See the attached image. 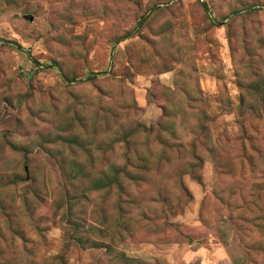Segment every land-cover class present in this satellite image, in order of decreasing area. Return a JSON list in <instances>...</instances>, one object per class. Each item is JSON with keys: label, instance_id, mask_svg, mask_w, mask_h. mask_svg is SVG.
Instances as JSON below:
<instances>
[{"label": "rangeland", "instance_id": "rangeland-1", "mask_svg": "<svg viewBox=\"0 0 264 264\" xmlns=\"http://www.w3.org/2000/svg\"><path fill=\"white\" fill-rule=\"evenodd\" d=\"M263 90L264 0H0V264H264Z\"/></svg>", "mask_w": 264, "mask_h": 264}, {"label": "trees", "instance_id": "trees-1", "mask_svg": "<svg viewBox=\"0 0 264 264\" xmlns=\"http://www.w3.org/2000/svg\"><path fill=\"white\" fill-rule=\"evenodd\" d=\"M140 21H142V18H141ZM130 32H132V31L126 32L123 35V37L125 38L128 34H130ZM17 47L19 49H21L20 46H17ZM33 62H35V64H37L41 68L58 67L57 64L54 63V62L42 64L38 60H36L34 58H33ZM96 75H98V72H91V73L88 74V77L89 78H93ZM63 77L67 81H69L66 76H63ZM258 96H264V90L260 94H258L256 97L251 98L248 102H242V103H239L237 106L233 107V110L236 112V114L241 113L240 115H238V117L240 119H242L244 122H247V120L249 119V117L251 115V113L247 109L252 110L253 108H255V109L257 108V110H262L264 108L263 99L258 98ZM244 108H247V109H244ZM160 125L161 124L159 123V124L156 125V128H153V127L148 128V130L146 129V132L148 134L149 133H152V132H157L158 133V137L161 134V132H163V131H168L171 134H174L173 129L171 127H164V126L161 127ZM141 127L142 128H145L144 126H141ZM159 139L161 140V142L163 144L162 146H160V149L161 148H164V147L170 146V144H168V140H162V138H159ZM197 140H198V138L194 135L192 137V142H196ZM193 147H194V149L193 150H190V155L192 156L193 159L198 160V154L196 152L195 146H193ZM184 151H185V149L183 147L181 149V151H180L179 154H182ZM137 153L142 154V151L137 150ZM185 164L188 165V166H185V167L187 169H189L190 172H194L195 171L194 164H191L189 162H186ZM141 177L142 176L140 174H137V173L134 175L135 181L140 180ZM15 180H18V178L15 177ZM64 180L67 181V178H64ZM76 180H77V178H72L71 181H76ZM124 180L125 179L123 178V176L119 172H117L115 175H113L112 177L109 176L105 180L104 179H94V182L95 183H98L97 184V187H96V190L101 189V188H104L108 192H115L116 193V196H118V194L120 192L121 193H124V191H125V187L122 185V182ZM32 182H33V179L30 178L29 184L31 183V185H32ZM74 189L76 191H78L79 196L84 197V195H86L83 192L81 193L76 188H71V192H69L68 190L67 191L65 190V194L68 196L69 200L67 202L68 205H66V208L64 210V215L67 218V223H66L67 226H65L63 228V231L65 232L66 229H67V227L70 226V227H72V232L70 233L69 236H65L66 237L65 238L66 240L63 239L65 241V243H66L64 245V249L66 250L68 248V246H70L72 244L70 241H74V243L77 244L80 247L86 246L87 248L89 247V249L90 248H92V249L93 248L94 249H98V248L104 247L105 250H111V247L109 246V244L108 243L107 244H104V245L101 244V242L98 241L99 238H88V237H85L84 234L87 231L84 232L82 230L80 224H77L76 222H74V223L71 222L70 219H71L72 215L74 214V204L71 202V200L74 197L73 194H72V191ZM21 239H23V237H21ZM116 257H114L113 259H111L109 261H113V262H115V264H139V262L137 260H135L133 258L126 257L122 252H118V254L116 255ZM49 258H51V264H66V260H67L66 258H64L63 253H58V254H56L54 256H51ZM14 262H16V261H14ZM32 262H33V260H32ZM13 264H20V262L18 261V263H13ZM109 264H111V263H109Z\"/></svg>", "mask_w": 264, "mask_h": 264}]
</instances>
